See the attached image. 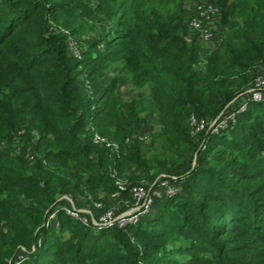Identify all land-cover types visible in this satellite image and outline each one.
I'll return each instance as SVG.
<instances>
[{"label": "trees", "instance_id": "16d2710c", "mask_svg": "<svg viewBox=\"0 0 264 264\" xmlns=\"http://www.w3.org/2000/svg\"><path fill=\"white\" fill-rule=\"evenodd\" d=\"M207 1L228 29L214 52L176 26L185 0H0V142L9 145L0 148V264H11L19 247L27 251L21 264H264V102L250 103L218 135L187 133L191 112L212 121L246 85L243 75L264 62V0L227 8ZM107 21L114 26L80 58L69 53L68 33ZM113 67L146 95L124 100L118 76L105 84ZM150 109L176 165L195 145L203 155L217 151L210 164L201 166L200 156L181 193L155 199L149 218L127 231L72 219L63 195L75 204L77 195L117 192L115 179L141 183L161 172L134 139ZM91 128L106 130L119 152L94 145ZM20 129L32 163L14 148ZM73 163L79 177L56 176L54 167ZM129 165L142 174L126 175ZM120 199L131 202L128 190Z\"/></svg>", "mask_w": 264, "mask_h": 264}, {"label": "built area", "instance_id": "2783aa9c", "mask_svg": "<svg viewBox=\"0 0 264 264\" xmlns=\"http://www.w3.org/2000/svg\"><path fill=\"white\" fill-rule=\"evenodd\" d=\"M221 9L208 2L202 0L195 2L188 15V22L185 25L183 37L186 41L196 39L200 41L203 47L210 46L211 51H217L222 46V39L217 34L216 25L221 20ZM69 53L76 58H80V50L74 46L68 39ZM203 66V63L201 64ZM249 78L246 85L236 91L234 99L226 106L225 110L220 112L212 121H206L197 117L193 112L189 114L187 133L192 138H200L203 134L218 135L228 129L237 116L244 112L250 103L264 102V62L258 61L248 70ZM108 133V132H107ZM142 139V137H139ZM25 140V131L20 129L17 132L15 150L18 153L25 151V157L29 163L34 160V152L31 148L23 150V142ZM92 143L100 148L108 149L114 155L119 152V144L108 133L99 129L91 128ZM144 140V138H143ZM35 141V140H34ZM7 142H0V148L6 150ZM182 179L176 180L173 175H166L158 178L151 184L125 183L119 179H115L118 188L116 195L119 197L121 193L128 190L131 196V202H123L126 209L117 211L113 207L102 206L101 203H95L96 208H102L101 213H94L89 208H77L71 198L63 197L65 201L62 210L66 212L72 219L81 222L83 225L96 230H112L115 227L128 230L131 226H135L144 219L149 218L153 213V202L155 199L171 198L181 193ZM58 210L53 211L48 218L54 220ZM40 243V241H38ZM27 258V251L24 247H19L14 255L11 264H21Z\"/></svg>", "mask_w": 264, "mask_h": 264}, {"label": "rangeland", "instance_id": "374dc122", "mask_svg": "<svg viewBox=\"0 0 264 264\" xmlns=\"http://www.w3.org/2000/svg\"><path fill=\"white\" fill-rule=\"evenodd\" d=\"M86 1L90 2L92 4V0H86ZM225 1H226L225 8H227L229 6H232V4L234 3V0H225ZM187 16L188 15H186L185 12H184L183 15H180L181 24H177L176 26L181 25V27L183 28L186 25V23L188 22V19H187L188 17ZM50 24H52L53 28H56L57 30H60V31L68 30L69 31V29L65 28L66 26L57 25V23L55 24L52 19H51V23ZM88 24L90 25V23H88ZM113 26H114V24L112 22L107 21L106 23H101L98 28H96V29H94L92 31L88 30V31H85V32H82V33H76L74 36L71 35V33L70 34L68 33V36H69L68 39L70 40V42L74 46H76L80 50V53L81 52L84 53V52L88 51V45L90 44V42L102 39L105 36L106 30L109 29L110 27H113ZM216 29H217V34L219 35L220 38L222 36H224L227 33V30H228L227 26L225 24H223V23H221V24L217 23ZM60 31L58 33H61ZM101 47H102L101 44H99L98 48H101ZM222 47H223V45L221 46V48ZM115 71L111 70V71L106 73V76L103 79L105 84L110 82V80H111L110 76ZM243 77H245V81L242 84L245 85L247 83L246 81H248V78H249L248 71H247V73H245L243 75ZM126 80H127L126 76L122 75L120 77V79H119V82H120L119 85L120 86L118 87V91H119L120 95L123 97L124 100L129 99L131 97L142 98V97H144V95H146V93H147L146 89L135 88V87H133L132 84L128 83ZM121 84H128V85H122L121 86ZM242 84H234L232 89L234 87H240V85H242ZM232 100L227 102L223 106L224 108L221 109L220 112L225 110L226 106H228V104ZM254 104L255 103H251L250 105L253 106ZM262 107H264V106H262ZM152 111L153 110H151V109L149 111H142L141 115L144 116L147 113H150ZM153 112H155V111H153ZM220 112L218 114H220ZM153 115H154V113H153ZM148 116L150 117V116H152V114H148ZM154 116H156V114ZM146 124L147 123H145L144 125H146ZM146 127H147V125H146ZM137 132H139V129L136 131V133ZM147 132H149V129H147L146 132L142 133L141 136H137L134 139H136V140L138 139L137 140L138 141L137 145L142 150V156L144 158H148L149 160H152V159L156 160V161H154L155 164L151 168H153V170H154L155 168H157V166H155V165H159V163H160L158 168L161 169V172L159 174H155V175L150 176V177L147 176L143 180L144 183H137V184H147L148 185V184H151V183L155 182L158 178H160L162 176H166V175H173L176 178V180H178L180 178H188L193 170L199 168L200 164H199L198 160H199L200 156L203 158L202 162H201V166H208L210 164V160L212 158H214V156L216 155V152H217L216 150H212V151H208L207 153H205L203 155L202 153H204L205 150L203 151L202 148H199L200 145L199 146L198 145L191 146L188 149L183 150V152L180 155V160L178 162L180 164L176 165L175 161L177 159V155H175L173 153V149L168 146V143L166 142L165 137H163L162 135H159L160 134L159 130L158 131H154V132L150 131L151 134L154 135V137H153L154 141H153V138H152V142L145 144L144 140H143V138H144L143 135L145 133H147ZM104 133L106 135L108 134L106 132V130H104ZM35 135H36L35 139L37 140V138H38L37 137V131H35ZM139 137H142V139H139ZM116 143L118 144L117 141H116ZM207 146H209V144H207ZM28 148L29 147H27L26 149H28ZM20 152H21V154L25 155V151H20ZM207 156H210L209 160L206 159ZM71 171H73V173L76 174L78 177H79L80 174H82L80 172L81 168H79V166L77 164H74V163L72 165L67 166V167H54V172H55L56 176L59 179L71 180V182H72L73 178H71L72 177ZM86 175H91V174L88 173ZM63 197L69 198L68 195H63L61 197L62 200H63ZM80 197L83 198V196H80ZM81 202L82 203H86L87 208H89L91 210L90 205L88 204V202L86 200H84V201L83 200L82 201L78 200V202L75 203L74 205L77 208H79V206L81 208L82 207ZM97 202L100 203V200H98V201L95 200L93 202V205H94L93 207L94 208H96L95 207V203H97ZM106 208H108V207H105V209ZM49 222L51 223L52 220H50ZM182 256L183 257L180 256V258H184V262L186 263L187 261H186L185 257H187V254H186V256L185 255H182Z\"/></svg>", "mask_w": 264, "mask_h": 264}, {"label": "crops", "instance_id": "0c3cea01", "mask_svg": "<svg viewBox=\"0 0 264 264\" xmlns=\"http://www.w3.org/2000/svg\"><path fill=\"white\" fill-rule=\"evenodd\" d=\"M197 1H202V0H185V8H184V12L186 15H189L190 12H191V8L193 6V4ZM188 17V16H187ZM100 29V28H99ZM115 71L112 73V75L110 76L111 78L112 77H115V76H118L119 79L122 75H118V68L116 67H113L110 69V71ZM122 85H128V84H121ZM120 86V85H119ZM153 112V111H152ZM150 112V113H147L146 115H144L143 117L147 120V127L146 125L144 124H141L139 126V132L136 133L135 137L137 136H141L142 133L146 132L147 129H149V132L145 133L143 136H144V143L147 144V143H150L152 142V138L154 137V135L151 134V132H154V131H158L159 130V127L157 126V120H156V116L155 115V112L154 115L153 113ZM148 114H152V116H148ZM151 131V132H150ZM152 135V136H151ZM126 175L128 176H132V175H141V171L134 167L133 165H129L127 171H126ZM151 173H152V169H151ZM131 183H135L136 180L135 179H132L130 180ZM141 183H144L143 181H141ZM88 200H86L87 202H89L88 204L90 205V208L92 210V212H94L95 214L99 212L101 213L102 212V208H94L93 206V202L95 200H100V203L102 204L103 207H113L115 208L117 211H123L126 209V206L125 204L121 201V199H119V197L116 195V192L115 193H106V192H100L98 194H96L95 196H92V195H89L88 197ZM84 201L85 199L81 198L80 196H76V199H75V202L77 203L78 200ZM77 205V204H76ZM81 209H86L87 208V205L86 203H82L81 202ZM80 208V206H79Z\"/></svg>", "mask_w": 264, "mask_h": 264}]
</instances>
